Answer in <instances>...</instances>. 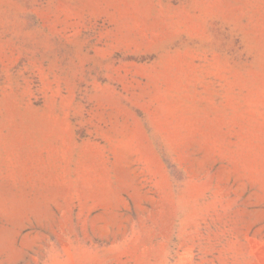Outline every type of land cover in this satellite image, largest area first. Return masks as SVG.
Instances as JSON below:
<instances>
[{"label": "rangeland", "instance_id": "1", "mask_svg": "<svg viewBox=\"0 0 264 264\" xmlns=\"http://www.w3.org/2000/svg\"><path fill=\"white\" fill-rule=\"evenodd\" d=\"M0 264H264V0H0Z\"/></svg>", "mask_w": 264, "mask_h": 264}]
</instances>
